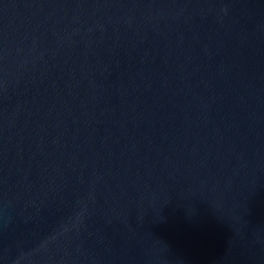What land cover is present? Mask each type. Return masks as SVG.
Instances as JSON below:
<instances>
[{
	"label": "water",
	"instance_id": "95a60500",
	"mask_svg": "<svg viewBox=\"0 0 264 264\" xmlns=\"http://www.w3.org/2000/svg\"><path fill=\"white\" fill-rule=\"evenodd\" d=\"M0 264H264V0H0Z\"/></svg>",
	"mask_w": 264,
	"mask_h": 264
}]
</instances>
